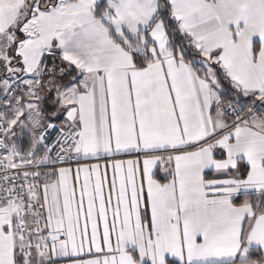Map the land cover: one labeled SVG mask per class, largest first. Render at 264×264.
<instances>
[{
    "label": "snow or ice",
    "instance_id": "1",
    "mask_svg": "<svg viewBox=\"0 0 264 264\" xmlns=\"http://www.w3.org/2000/svg\"><path fill=\"white\" fill-rule=\"evenodd\" d=\"M0 264H264V0H0Z\"/></svg>",
    "mask_w": 264,
    "mask_h": 264
}]
</instances>
